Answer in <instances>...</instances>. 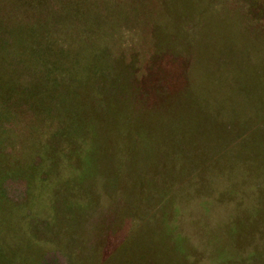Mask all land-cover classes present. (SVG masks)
<instances>
[{"label": "rangeland", "instance_id": "1", "mask_svg": "<svg viewBox=\"0 0 264 264\" xmlns=\"http://www.w3.org/2000/svg\"><path fill=\"white\" fill-rule=\"evenodd\" d=\"M0 264H264V0H0Z\"/></svg>", "mask_w": 264, "mask_h": 264}, {"label": "trees", "instance_id": "2", "mask_svg": "<svg viewBox=\"0 0 264 264\" xmlns=\"http://www.w3.org/2000/svg\"><path fill=\"white\" fill-rule=\"evenodd\" d=\"M40 32V31H39ZM39 32H37L36 31V33L37 34H35L34 35V37L33 38H31V40H33V41H35V42H37V40L39 41V39L41 40V38H42V36L40 35V34H42V33H39ZM34 38H35V40H34ZM29 46L31 47H29V49L30 50H32L34 53H36V52H39V49H36L34 46H35V43H32L31 45L29 44ZM11 51V50H10ZM9 51V52H10ZM12 53V52H11ZM40 53L41 54H39L38 56H36L39 60H41L42 61V65H43V67H45V68H47L48 66H47V61L45 60L46 59V54H45V52H43V51H41L40 50ZM7 63L8 64H10V62H13L12 63V65L14 66V67H17V66H19V65H21V63H22V60L20 59V58H18V57H13V58H8L7 60ZM38 61V60H37ZM15 63H19V65H15ZM12 65H9V66H12ZM12 66V67H13ZM36 66H33V68H35Z\"/></svg>", "mask_w": 264, "mask_h": 264}]
</instances>
